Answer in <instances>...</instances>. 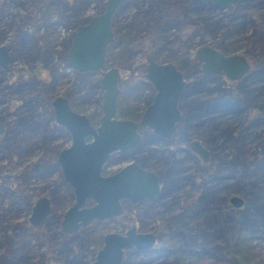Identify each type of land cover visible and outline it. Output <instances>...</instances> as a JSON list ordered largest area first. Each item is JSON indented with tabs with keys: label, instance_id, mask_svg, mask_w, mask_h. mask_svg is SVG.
I'll use <instances>...</instances> for the list:
<instances>
[{
	"label": "flooded vegetation",
	"instance_id": "flooded-vegetation-1",
	"mask_svg": "<svg viewBox=\"0 0 264 264\" xmlns=\"http://www.w3.org/2000/svg\"><path fill=\"white\" fill-rule=\"evenodd\" d=\"M124 0L120 1L116 8L113 10V12L110 15L109 20V28L111 30V38L107 42L105 51H104V60L103 65L101 67V70H105L111 66L116 67L118 71V81H117V93L115 95V111H114V117L117 119H129L135 122H138L140 120L141 115L143 114L145 108L148 104L152 102V99L156 93V87L154 83L144 77V68L147 65L146 57H150L155 63H162V62H170L173 64L176 70L180 71L182 74V78L185 80L181 93L176 99L175 107L178 110L179 113V119L174 123V129L172 133L165 137L162 136L159 133H156L152 130L151 127H147L146 125L142 126L140 124L137 125L135 131L138 134V139L134 143V145L125 148L122 151H118L116 149L111 150L107 157L101 162L98 174L99 176H108L117 171L121 166L129 163V162H135L137 165L145 169L147 171H151L156 176V184H157V190L153 194L152 197L143 196L142 198L131 200L129 197L126 196H120L117 199L118 207L119 209L107 216H104L103 218H96L93 217L86 222L80 223L77 225V227L73 231L65 232L61 228V219L63 217L64 211L71 206L74 203L75 200V193L73 186L69 183L67 179H65L64 174L61 169V164L58 161V153L61 149L68 147L71 144V132L70 130L63 125L62 123H59L55 119V114L52 106V100L56 96H61L66 99L67 104L69 108L79 114H82L87 119L88 124L95 128L99 124L100 116L102 115V90L99 87V77L100 73L99 70L95 71H77L74 67L70 65L68 62L66 55H67V49L68 46L71 43V36L70 31L63 37L62 40H64L65 37H69V43L65 48L64 53V59L65 61H61L58 59V57H53L51 62L52 66L54 67V71L52 74H50L48 65H41L36 66L37 63L36 60L31 61L29 64H31L28 67V70L26 72L23 71V65L20 64L18 60V66L16 68L17 74L21 78V80L13 85L11 81L10 83H7L6 86L10 88L8 90V93L4 94L2 98H0V102L5 101L7 109L0 111V123H1V130H0V202L3 203V198L7 197L8 192H13L12 190L14 186L18 187V185L22 184L25 180L33 177L35 180H41L50 177L51 175H54L53 179V186L49 189V193L45 192L43 193V188L45 186L39 187L38 190H36L31 196L28 198V203L26 209L28 210L27 220L23 219V221L19 222H11L8 223L6 220V216L8 215L7 210V204H0V232L2 239L6 234L10 231L12 232V228H17V231L24 226V223L27 226L30 227H36L41 228L44 226L45 221L50 218L51 216L56 215V226L58 228L57 233H53L52 238L54 241V245L51 247H48V251H42V263L41 264H55L52 262V259H54L57 255L61 254L62 251L68 254V257H71V264H91L92 261L95 258V255L103 245V236L106 233H117V234H124L126 230L129 228H132V230L135 233H151L153 235V242L150 244L148 248L145 249H137L133 245H126L122 247L121 256H120V263L124 264L125 262H130V255L132 253H138L140 251L144 252H153L156 253V250H162L163 248L160 246L162 242H164V239H167L168 231L163 225L162 216L164 217L163 221H166L165 217L166 214L164 213L165 208H155L153 203V200L161 198L160 191H161V178L158 174V172H155L152 168L146 167L141 165L137 158L135 157L133 152V149L141 143V141L148 136L149 134L154 135L157 137V140H152L148 142V144H155L159 140H166L168 143L174 142V134L177 131L179 127V122L182 117V109L180 106V100L184 94V89L187 84V78L189 77V74H186L184 69H186L187 66L190 65V62L193 64L196 62L199 64L200 69V63L194 58V51L195 49L201 45L198 44L192 54L191 60L187 55L184 54V51H182V47H186L187 41L192 39L195 36H199V25L196 24L194 21H190L186 19L184 16H179L178 24L176 27H171L168 29L167 33V43L161 46L159 49V56L154 52L155 48L151 42V25L146 23V26L144 28V38L147 37V43L146 45H142L141 43H137L138 36L135 39V46L137 48L134 50L132 54L131 60H129L128 64L125 67H121L111 61H106L105 59V53L108 45L111 43L113 39V30L111 28V19L113 14L115 13L116 9L119 7V5ZM104 2V0H103ZM103 2L101 5V8L103 9ZM209 2L214 5V10H218L219 17H217L220 25H230L232 21L239 20V23H233L232 27L234 29H238L237 33H242L243 35L249 34L252 28L257 27L258 25H261L264 18V13L260 14L257 11L258 7H261L264 5V0H236L230 2V7H218L216 6L211 0ZM102 11V10H101ZM99 13V12H98ZM256 13V15H254ZM96 14V13H95ZM90 16V15H89ZM88 16V17H89ZM118 16V15H117ZM248 16V19L246 18ZM88 17H84L82 22H85ZM120 20V19H119ZM181 20V21H180ZM227 20V21H226ZM182 23H188L191 27L186 32L185 36L183 38H179L178 41L180 42V49L177 51H168L166 52L165 49L169 46L168 44L173 41V39H170L168 35H173L176 30H179L180 25ZM130 26H132L134 33L138 31V28L135 26L134 21L129 22ZM55 24L51 27L48 33V38L52 43L54 44V47L60 48L61 47V41H57V38L55 37ZM76 26V25H75ZM74 26V27H75ZM73 28V27H72ZM216 30V23L212 25L211 29H205L203 30V34L205 32ZM215 32V31H214ZM13 34V30L9 36V44H6L0 40V44H4L5 48L9 54L8 61H7V68L4 69L0 66V70L3 71L4 74H1L2 77L6 79V81H9L11 76V61L13 58L11 57V54L9 52V47L11 44H14V42L10 39L11 35ZM240 43V40H239ZM203 44H209L212 45L214 48L220 50L222 53L227 54L231 52H238L242 54L247 63L248 68L244 72V74L241 75L240 78L233 80L226 79L232 83L235 81H238L242 77H244L252 68V59L249 54L246 52H239L237 51L239 48H242V46L235 48L232 51L223 52L221 49L217 48L214 43H203ZM139 45V47H138ZM240 45V44H239ZM15 46V45H14ZM148 52V54L145 55L143 61H138V63H135V57L138 53L141 52ZM162 51H165L166 54H162ZM183 55L186 56L184 59ZM250 58H249V57ZM160 57V59H158ZM183 58V62H185L182 65L177 64L175 61L179 58ZM182 60V59H181ZM34 65V66H33ZM63 67H69L70 70L75 74H83L87 75L92 72L98 73V78L95 80L94 85L97 88L96 97L93 98L94 106L92 108L88 107L89 99L87 97L78 96L77 91L73 89L66 80L63 81L65 78V72L61 71L59 66ZM26 67V66H25ZM35 67L33 72L35 73V76L33 77L35 80L32 82L29 78V72H31L32 68ZM140 70V74L137 73V70ZM43 70V71H42ZM128 71L130 73L129 76H121V71ZM201 70V69H200ZM51 71V70H50ZM32 72V74H33ZM221 72V71H220ZM222 73V72H221ZM224 75V74H223ZM66 82V83H65ZM28 86L29 90H34L35 88L39 90L41 87H50L49 92H45L46 95L42 96L40 93L38 95H32L27 98H24L22 89L23 87ZM61 86L60 91H58V88ZM68 87H71L73 91L71 93L66 94V89ZM143 91H146V94L141 99L140 97V103L139 99H136V94L139 93V96ZM39 92V91H38ZM12 98V99H10ZM136 99V100H135ZM38 105H42L41 111H36V108ZM15 107H21L22 109L19 112H13ZM48 111V112H47ZM22 117H31L29 120L30 124L28 127H25L22 123ZM264 118H262V121ZM17 123V125H16ZM39 127L44 129L43 136H39ZM26 130V133L24 131ZM92 139V136L90 134H86L84 136V142H89ZM26 143V144H25ZM25 146L27 148H25ZM191 150V149H190ZM192 151V150H191ZM158 152L157 150L154 151V153ZM193 152V151H192ZM195 153V152H194ZM152 158V157H151ZM125 161V162H123ZM122 162V164H120ZM114 166V167H113ZM227 196V204L232 208H240L243 204H241L238 207L232 206L228 202ZM44 197L47 200V205L49 207V210L46 212L45 215L42 216L41 220L37 221L36 223H31L29 221V215L31 212V207L36 201L37 198ZM95 203V201L89 197L86 196L83 199V202L80 204L79 207H88ZM142 203H147V206L142 205ZM142 209H146V211H155L159 213L161 216L158 220H152L148 223H144L141 218L139 217L138 211H142ZM168 212V211H167ZM13 215V214H12ZM126 217L128 220L131 221L130 225L126 226L123 229V223L118 222V225L112 226L109 223L111 221L116 220L117 218ZM4 220V221H3ZM25 220V221H24ZM28 223H27V222ZM4 223V224H3ZM15 224L16 227H13ZM10 225V226H9ZM9 227L10 230H9ZM150 226L152 229H148L147 227ZM38 230V229H37ZM19 232V231H18ZM39 231H37L38 233ZM84 232L87 235V239L80 240L81 233ZM20 235V233H19ZM63 237H67L68 241L65 243H71V245L68 248H62L59 250L60 243L62 242ZM175 238H178V236H175ZM64 243V242H63ZM156 244V245H155ZM42 245V244H41ZM6 240L2 242L1 247H4L6 249ZM65 250V251H64ZM165 250L161 251V255L157 256L158 258L155 260H159V264H167V261L165 260L168 257V254L163 255L162 253ZM198 254H196L197 256ZM4 256V254H3ZM164 259V260H163ZM163 260V261H162ZM48 261V262H47ZM173 262V261H172ZM175 263L178 264H184L182 258L175 257ZM1 263V262H0ZM193 264H196V260L194 259ZM229 264H231V261H229Z\"/></svg>",
	"mask_w": 264,
	"mask_h": 264
},
{
	"label": "trees",
	"instance_id": "trees-1",
	"mask_svg": "<svg viewBox=\"0 0 264 264\" xmlns=\"http://www.w3.org/2000/svg\"><path fill=\"white\" fill-rule=\"evenodd\" d=\"M132 1L134 0H124L113 14L111 19L113 39L105 53L106 61H111L121 67H125L128 64L134 50L137 48L135 46V39L138 37H135L137 33H134L129 22H122L117 16L122 7ZM168 1L171 5L169 7L170 10L172 11V8L175 9V13L169 15L166 20L159 16L161 19L157 17L151 22H147L151 25V42L155 47L153 49L157 56H159L161 46L167 43L168 29L176 27L178 24L177 18L184 16L186 19L194 21L199 25V33H203L205 29H211L212 25L216 23V28H222L221 30H223L222 33L224 34L222 36L224 37L216 40L215 46L223 52H227L246 45L244 51L252 59L251 70L232 85L220 71L204 74L199 68L196 69L195 73L184 69L185 73L191 76L187 78L184 94L180 100L182 119L174 134V141H177V139L184 137L188 133H192L199 139L204 140L212 149H223L224 145H230L237 138H241L249 145L251 137L255 135L254 133L260 127L261 129L257 137L263 138L264 120H261L262 116H259L260 114L256 113L255 115L254 113L258 107L257 102L264 98V84L252 85V83L256 81L263 82L264 80V18L263 22H261L262 24L256 28H252L249 34L236 36L239 32L237 33L238 29L232 27V23L224 26L217 22L218 19L216 17L212 18L213 13L218 10H214V5L209 0ZM79 2L77 0H29L26 4L21 0H2V7H14L21 18L20 22L13 28V34L10 39L14 42V47L16 48V53L11 55V57L19 60L20 64L23 65L24 72L28 70V67L31 65L29 63L33 60L37 61L36 66L48 65L50 74L54 71V67L51 64L53 57L56 56L59 60L65 61L64 53L69 43V37H65L60 42V48L54 47V44L47 36L52 27L50 16L56 9H61L65 12L70 10L71 12L68 16H72L77 12V9L81 11L84 8V3L87 0H79ZM73 23L75 26L79 21H74ZM226 37L227 39H225ZM183 61V58L180 57L175 62L182 65L185 63ZM31 68L32 70L28 75L32 82L35 80L33 78L35 76L33 72L35 67ZM0 74H4L2 70H0ZM209 82H212V85H209ZM49 91L50 87L48 86L39 89V93L42 96L46 95L45 92ZM71 91L73 89L68 87L65 92L69 94ZM204 92H211L212 96L207 98ZM218 111L229 112L232 117H223L222 120L217 121L215 120V115ZM30 118L22 117V123L25 127L29 126ZM24 131L26 133L25 129ZM38 131L39 136L42 137L44 129L39 127ZM157 139L154 135L149 134L133 149V152H142V161L139 160L141 165L157 169L162 180L160 196H171L178 188L177 174L184 171L185 167L182 165V159L174 158V151L169 150L168 154L165 155L161 144L168 143L166 140H159L157 143L160 146L156 147L148 144V142ZM25 148L27 147L25 146ZM156 150L158 151L157 155L154 153ZM154 156L158 159L155 161L159 162V168H157L156 162L151 161V157ZM210 160L213 161V157ZM256 165L264 167V160L260 164L256 163ZM254 184L255 180L251 181L250 179L246 180L244 187L238 186V189H243V191L247 192L246 204L240 208H232L227 204L228 192L224 193L220 199L215 196V201L229 206V213H217L211 210V208L210 211L204 208L203 206L214 200L213 196L208 195L202 204L197 205L196 210L191 212L193 215L199 211V215L193 218V223H189L190 219L185 218L186 214L182 210L169 214L165 217L166 221H163L164 217L162 216L161 222L168 231L167 239H164L165 241L160 245L165 250L162 254L172 256L174 261L175 257H180L184 258V264H193L194 256L201 250L202 253L206 252L212 257L213 264H229V261H231V264H243L241 260L234 256V253L233 255L232 253L230 254L225 245L220 242H225V233L227 234L229 230L231 234H234V231L238 232L240 239L245 237L244 235H240L241 232H247L252 227L264 223V198L251 189ZM172 198L174 197L172 196L168 200V203L171 202ZM138 214L144 223L161 218L159 213L146 211V209L138 211ZM206 221L210 223L209 227H206ZM9 226L10 230L11 227ZM13 227H16L15 224ZM54 227V230L58 231L57 226ZM20 229H22V233L18 232L17 228H12V232L9 231L3 239L0 232V247L2 242L6 240L5 247L7 249L5 258L4 256L0 257L2 264H9L13 261L24 259L25 255H20L18 249L12 246L13 243L20 240L16 239L17 236L28 239L37 236L38 230L33 231L32 227L27 226L25 223ZM80 236V240L87 239V235L84 232ZM175 236H178V238H175ZM66 241H68V238L63 237L59 250L68 248L71 245V243L66 244ZM163 249L156 250V253L151 257L142 258L136 262L127 261L124 264H155V259L161 255L160 252ZM71 259L66 252L62 251L61 254L52 259V262L55 264H71ZM42 261L43 259L40 255L39 264ZM174 261L173 263H175Z\"/></svg>",
	"mask_w": 264,
	"mask_h": 264
},
{
	"label": "water",
	"instance_id": "water-1",
	"mask_svg": "<svg viewBox=\"0 0 264 264\" xmlns=\"http://www.w3.org/2000/svg\"><path fill=\"white\" fill-rule=\"evenodd\" d=\"M122 0H104L103 9L91 14L83 23L77 24L70 31L71 43L66 58L77 71L99 70V87L102 90V115L99 124L91 127L84 115L72 111L65 98L56 96L52 100L55 119L65 125L71 132V144L58 153V161L65 179L73 186L74 203L63 213L61 228L65 232L73 231L78 224L96 217L103 218L119 209L117 199L120 196L131 200L152 197L157 190L156 176L153 172L140 168L137 163L129 162L108 176H99L101 162L111 150L122 151L136 142L138 124L151 127L162 136H169L174 123L179 119L175 102L181 93L185 80L172 63H155L146 57L144 77L151 80L156 93L147 105L138 122L114 117L115 95L117 93L118 71L116 67L101 70L104 51L111 38L109 28L110 15ZM218 7H230L236 0H211ZM9 54L4 44H0V66L7 68ZM194 58L199 61L203 73L221 71L229 80L241 77L247 70L245 57L238 52L224 54L209 44H201L194 51ZM1 130V123H0ZM90 134L92 139L84 142V136ZM189 148L202 161L208 156L207 149L197 139L188 142ZM91 197L95 203L88 207H79L84 197ZM243 198L237 194L228 197V202L238 207ZM49 210L44 197L36 199L31 207L29 221L36 223ZM153 242L151 233H135L132 228L124 234L106 233L103 245L98 249L91 264H119L121 249L133 245L145 249Z\"/></svg>",
	"mask_w": 264,
	"mask_h": 264
},
{
	"label": "rangeland",
	"instance_id": "rangeland-1",
	"mask_svg": "<svg viewBox=\"0 0 264 264\" xmlns=\"http://www.w3.org/2000/svg\"><path fill=\"white\" fill-rule=\"evenodd\" d=\"M21 1L27 4L29 0ZM77 1L79 2V0ZM1 2L2 0H0V40L6 44H9V36L16 24L20 22L21 18L14 7L8 6L4 8L1 6ZM102 2L103 0H87V2L84 3V8L81 11H78L77 9V12L72 16H68L71 12L70 10H67L65 12L61 9H56V11L50 16V22L52 23L51 26L57 24L55 26V37L57 38V41L60 42L61 39H63V37L69 32V30L74 27V21H79V23H81L84 17H88L91 14L100 12L102 10ZM170 6L171 5L168 0H134L122 7L120 12L118 13V18L122 22L134 21L135 26L138 28V31H136L137 36H140L138 37V40L140 41H138L137 43H141L144 46L147 43V37L144 38L145 36L143 35L146 23L151 22L154 18H157L159 16L166 20L169 15L175 13V9L172 8L171 11L169 8ZM173 7H175V5H173ZM256 12L263 14L264 5L258 7ZM220 14L221 13L216 11L213 13L212 18H217ZM254 15H256V13H254ZM246 18L248 19V16ZM239 20L240 18L238 20L232 21L231 23H239ZM190 27L191 26L188 23H182L179 27V30H176L173 35H168L170 39H173V41L168 44L169 46L167 47V49H165V51L173 52L174 50L177 51L178 49H180V42L178 41V39L183 38ZM221 29L216 28V30H214L215 32L212 30L210 32H205L204 34L200 33L199 36H195L189 41L185 42L186 47H182V51H184V54L187 55V57L193 60L192 54L198 44L210 42L216 44V40H218L220 37H224L222 36L224 34L222 33L223 30ZM241 34L242 33L236 34V36ZM225 39H227V37ZM245 48L246 45L242 48H239L237 51L244 53ZM165 51H162V54H166ZM9 52L11 55L16 53L14 44L10 45ZM146 54H148V52L145 51L138 53L135 57V63H138V61L142 62ZM185 55H183L184 59L186 58ZM10 64L12 78L9 81H6V79L0 74V98H2L4 94L8 93V90L10 89L6 86L7 83L13 81L12 84L15 85L21 80L16 71V68L18 66L17 58L14 57ZM197 67H199V64H197L196 62L194 64L190 62V65L187 66L186 69L190 70V72L195 73ZM58 69L65 72L66 76L63 81L66 80L68 85H70L77 91L78 96L87 97L90 100L88 103V107L92 108L94 106V103L92 101L93 98L96 97L97 92V88L93 85L95 80L98 78V73L92 72L87 75L75 74L70 70L69 67L63 66H59ZM216 72L218 71L212 73ZM137 73L140 74L139 69L137 70ZM129 75L130 73L128 71H121V76ZM260 83L264 84V80L263 82L256 81L252 83V85H258ZM209 85H212V82H209ZM60 88L61 86L58 88V91H60ZM38 91L39 90H37L36 88L34 90H29L28 86H26L22 89V96L24 98H27L35 94L38 95ZM205 92V97L210 98L212 96L211 92ZM145 94L146 91H143L140 96L139 93L136 94V99H139V103L140 98L142 99ZM257 103L258 107L256 108L254 114H260L259 116H262V120V118H264V98L259 100ZM6 105L7 104L5 101H1L0 111L4 110V107L5 109H7ZM42 107V105H38L36 111H41ZM21 109V107H15L13 112H19ZM224 112H216L215 120L220 121L223 119V117H232L229 112ZM260 129L261 127L257 129V132L254 133L255 135L251 137V143L249 145L246 144L245 141L241 138H237L232 142L230 141V145H224L223 149H212L209 145L206 144L204 140L199 139L192 133H188L184 137L177 139V141H174L172 143L161 144L165 155L168 154L169 150L174 151V158L182 159V165L185 168L184 171L177 174L178 188L176 189L175 193H173L171 196H164L153 200L152 204L154 205V207L159 209L165 208L166 210H164V213L166 214V216L168 214L176 213L182 210L186 214L185 218L190 219L189 223H193V218L199 215V211H197L198 213L193 215L191 212L193 210H196L197 205L202 204V202L205 200V197L210 195L214 197V200L203 206L204 208L209 209V211L211 208V210L216 211L217 213H229V206L225 205L222 202L215 201L216 197L220 199V197L226 192H228L229 195L237 194L244 200V204L241 206L243 207L246 204L245 202L247 201V192L243 191V189H238V186L244 187L246 184V180L250 179L251 181L255 180V184L251 189L258 195H261L262 198H264V167L256 165V163L260 164L264 160V136L263 138L257 137ZM191 139L199 140L201 144L207 149L208 156L205 161H202L196 153L190 150L188 142ZM150 145L153 147L160 146V144L158 143ZM141 154L142 152L139 151H136L134 153L138 162L139 160L142 161ZM155 154L157 155L158 153L156 152ZM212 157L213 161L210 160ZM155 160H158L155 156L151 158V161L156 162L157 168H159V162ZM120 164H122V162ZM153 170L157 172V169ZM53 179L54 175H51L50 177L45 179L43 178L41 180H35L33 179V177H31L25 180L22 184L18 185V187L14 186V190H12L13 192H8L7 197L3 198V203L0 202V204H7L8 215L6 216V220L8 221V223H20V221H23V219L27 220L28 210L26 209V207L28 198L31 196V194L38 190L39 187L42 186H45L43 188V193H49V189L53 186L54 183ZM199 186L201 187L198 189ZM207 191L211 192L207 193ZM172 196L174 198H172L171 202L168 203V200ZM142 205L147 206V203H142ZM118 222L123 223V229L131 223V221L126 217H121L117 218L114 221H111L109 224L116 227V225H118ZM44 224L45 225L41 228L32 227L33 231H36L37 229L39 231L37 233V236L34 238L30 237L28 239L25 237L22 238L21 236L16 237V239L20 240H17L15 243H13L12 246L13 248L18 249L20 255H25V257L24 259H19L9 264H39L41 252L48 251V247L52 248V246L54 245V243H52L54 239L50 238H52L53 233H57L54 230V226H56V215L48 218ZM209 225L210 223L206 221V227H209ZM147 228L152 229L150 226H148ZM19 232L22 233V229H19ZM230 232L231 231L229 230L227 234L225 233V242H220L225 245L230 254L232 253L233 255L234 253V256L241 260L243 264H264V223L258 224L256 227H252L251 230L249 229L247 230V232H241L240 235H244L245 237L240 239L238 232L234 231V234H231ZM198 252V255L194 256L196 264H213V259L208 253H202L201 250ZM6 253L7 249H5L4 247H0V257L4 254L5 258ZM153 255V252L140 251L136 254L132 253L130 255L129 261L136 262L142 258H148ZM160 259L155 260L154 263L159 264ZM165 260L167 261V264H176L172 262L174 261L172 256H168ZM178 264L180 263L178 262Z\"/></svg>",
	"mask_w": 264,
	"mask_h": 264
}]
</instances>
